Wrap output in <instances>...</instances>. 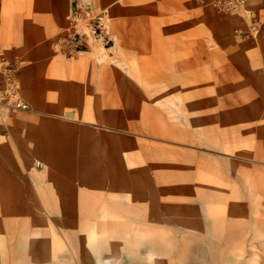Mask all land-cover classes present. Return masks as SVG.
<instances>
[{"label": "crops", "instance_id": "obj_1", "mask_svg": "<svg viewBox=\"0 0 264 264\" xmlns=\"http://www.w3.org/2000/svg\"><path fill=\"white\" fill-rule=\"evenodd\" d=\"M79 4L103 8L109 17L114 41L106 50L84 51L77 58L68 59L54 52L52 41L68 30L69 14ZM252 4L260 7L258 0H252ZM261 4L264 10V0ZM231 22L234 20L197 0H0V44L11 56L26 61L21 73V94L33 107L29 111L2 113L0 110V199H12L18 205L19 199H26L40 214L65 209L67 213L84 217L97 215V204L104 199L107 200L104 208L109 214L115 212V207H121L125 214L143 211L146 207L151 210L153 203L159 208L158 187L154 188L155 172H159L156 166L152 168L150 192L147 188L130 187L134 193V197H130L132 202L142 193L149 202L132 203L123 196L133 177L128 166L132 167L135 162V158L128 160L127 150H137L132 144L131 147L126 145L127 128L136 130L141 124L144 101L137 88L145 86L143 72L153 71L156 76L151 78L157 79L158 88L162 85L159 79H170L169 85L174 87L176 71L184 72L182 79L198 78L197 85L206 86L210 64L215 61L219 65L216 58H207L208 52L222 55L223 29L226 26L228 30ZM231 48L227 47V54L232 53ZM227 66L234 65L231 62ZM197 99L192 102L197 103ZM202 99L199 102H205V95ZM235 112L240 118L251 116L250 107ZM240 112L244 116H240ZM245 125L247 127L236 126L230 134L238 142L251 140L247 144L251 147L245 145V152H251L248 160H253L258 150L257 141L252 139L256 131ZM240 135L242 137L238 138ZM257 136H261L260 131ZM231 144L236 145L231 149L239 150L238 153L243 149L238 147L240 143ZM259 145L263 146L264 140ZM261 149L264 150V146ZM261 154L264 156L263 151ZM38 160L43 162V167L37 166ZM198 164L204 166L205 162ZM185 165H179L182 172L170 168L166 171L168 180L173 182L169 183V191H174L177 183L184 190V175L187 171L191 173L189 165L187 171L183 169ZM246 165L232 162L229 170L231 181L241 184L246 196H236L231 190L225 199L205 202L206 210L209 209L207 203H221L219 207L236 215L264 214V179L255 178L256 173L263 175L264 172L255 165ZM13 167L23 168L20 173L14 171L18 179L11 173ZM104 167L107 169L103 170ZM238 168L239 173H243L241 176L236 172ZM175 179L180 180L176 183ZM103 181L110 185L102 186ZM254 181H261L262 185L252 184ZM114 185L120 187L116 188L118 191ZM240 188L242 190L240 186L238 190ZM170 196L172 199L162 203L166 202L168 208L174 200L191 203L190 196ZM36 198L38 201L34 202ZM184 202L180 200L175 204ZM85 205H90V210Z\"/></svg>", "mask_w": 264, "mask_h": 264}, {"label": "rangeland", "instance_id": "obj_2", "mask_svg": "<svg viewBox=\"0 0 264 264\" xmlns=\"http://www.w3.org/2000/svg\"><path fill=\"white\" fill-rule=\"evenodd\" d=\"M197 1L234 20L228 30L224 26L225 42L221 47L222 55H210L208 52L207 58H216L219 65L215 64V61H212L214 64H210L206 74V86L204 83L198 86V78L182 79L184 72L176 71L174 87L169 85L170 79H159L162 85L158 88L155 84L157 79L151 78L156 76L153 71L144 70L145 86L137 88L144 101L141 124L136 130L132 129L134 127L127 128L126 145L131 147L132 144L137 150L129 148L127 150L128 160L135 158V162L132 167L128 166V171L132 172L133 177L123 196L127 197L128 202H132L130 200L134 194L130 191L132 186L142 190L147 188L146 191L150 192L152 168L156 166L159 172H155L157 179L153 177L154 188L158 187L161 206L156 208L153 203L151 210L146 207L142 209L143 211L136 210L129 214L121 212L123 211L121 207H115V212L109 214L104 208L107 201L104 199L97 204L96 208L99 210L97 215L84 217L67 213L65 209H57L59 210L57 213L40 214L26 199H19V205L12 199H0V219L4 220V223L0 220V264H246V260L249 259L255 264H264V214L236 215L227 212L229 209L225 207H219L221 203H207L209 209L204 214L196 207L191 210L183 208L186 202L175 204L172 209L165 205L166 202L162 204L172 199L171 194L190 196V202L194 198L198 202L200 200L198 190L201 188L212 193L226 194L234 190L236 196L238 194L246 196L244 187L231 181L229 177L232 162L237 165L239 163L255 165L264 172V156L261 154L262 151L264 153L261 149L264 145H259L264 140L262 0H258L260 7L253 5L252 0ZM88 11L92 15L104 17L110 42L107 45L91 43L88 49L68 56L59 48V42L87 22L85 16L89 15ZM68 18V30L53 38L52 48L56 54L75 59L84 51L99 48L106 50L113 45L109 17L104 14L101 6L94 8L88 4H79ZM229 46L232 47L231 54L226 53ZM3 48L8 59L15 61L19 66L20 96L24 99L21 94V73L26 61L24 58L11 56L7 48L4 46ZM231 62L234 65L231 67L235 69L227 66ZM145 64L149 66L150 63ZM203 95L205 102L201 103L199 99L203 100ZM193 99H197L199 103L192 102ZM24 100L30 104L28 100ZM131 106L134 108V104ZM242 107H250V117L244 116L242 111L239 115L244 117H237L238 112L235 111ZM0 110L2 113L15 110L29 111L33 110V107L31 104L29 109L0 106ZM245 124L254 128L253 132L256 131L252 139L257 141L258 150L253 160H248L252 153L245 152L247 151L245 145L251 140L238 142L230 134L236 126L247 127ZM259 131L261 136H257ZM231 143L241 144L238 145L243 148L240 153L239 150L231 149L236 147ZM250 145L247 146L251 147ZM199 161L205 162L204 166H200ZM184 163L185 171L187 165L191 167V173L187 171L184 175V190L179 188L177 183L180 179H175L177 183L175 190L169 191V183L173 182L168 180L166 171L171 169L182 172L179 165ZM37 166L43 167V162L38 160ZM21 169L23 170L22 167L11 168L15 179L18 177L14 176V171L16 170L17 174L22 171ZM106 169L107 167H104L103 170ZM239 171L238 168L236 172L241 176L243 173ZM255 178L264 179V173L263 175L256 173ZM90 183L95 185L94 182ZM84 184L88 187L86 183ZM102 184L104 186L108 183L103 181ZM187 186H191V191L189 188L186 189ZM239 186L242 190L241 188L238 190ZM114 188L120 187L114 185ZM251 189L254 190L253 185ZM138 195L132 203L149 202L144 200L146 197H143V193ZM168 195L170 198L166 199ZM33 201L37 202L38 199ZM220 217L229 219L219 225L215 220ZM218 225L226 231L224 232L227 234L226 239H217L210 235L215 230L212 227L216 228ZM27 228L31 230L28 232Z\"/></svg>", "mask_w": 264, "mask_h": 264}, {"label": "built area", "instance_id": "obj_3", "mask_svg": "<svg viewBox=\"0 0 264 264\" xmlns=\"http://www.w3.org/2000/svg\"><path fill=\"white\" fill-rule=\"evenodd\" d=\"M85 16L87 22L78 27L76 32L64 36L59 42V48L68 56H74L81 50L88 49L91 43L107 45L110 37L103 16ZM19 66L8 59L3 46L0 44V106L29 109L30 104L20 96Z\"/></svg>", "mask_w": 264, "mask_h": 264}, {"label": "bare ground", "instance_id": "obj_4", "mask_svg": "<svg viewBox=\"0 0 264 264\" xmlns=\"http://www.w3.org/2000/svg\"><path fill=\"white\" fill-rule=\"evenodd\" d=\"M168 54V53H167ZM171 54V53H170ZM170 54H168V55H170ZM161 55V54H160ZM155 58H157V57H155ZM132 60V59H131ZM137 60V59H136ZM163 61V60H162ZM134 62H135V59H134ZM133 62V63H134ZM132 63V64H133ZM135 64V63H134ZM175 65V64H174ZM171 67H173V66H171ZM138 70V69H137ZM247 70V69H246ZM263 72V71H262ZM261 75V74H260ZM264 77V76H263ZM264 79V78H263ZM140 81V80H139ZM25 99V98H24ZM260 126V125H259ZM259 128V127H258ZM246 132H247V130H245ZM82 133V132H81ZM80 135V134H79ZM82 135V134H81ZM242 137V135H240V136H238V138H241ZM84 138V137H83ZM81 139H82V137H81ZM79 143V142H78ZM77 143V144H78ZM9 148V147H8ZM83 149V148H82ZM10 150V149H9ZM84 150V149H83ZM82 150V151H83ZM11 151V150H10ZM80 151V150H79ZM81 152V151H80ZM79 153V152H78ZM5 158V157H4ZM14 160H15V158H14ZM8 162V161H7ZM22 170V169H21ZM38 177V176H37ZM254 184L255 185H257V186H260V185H262V182L261 181H254ZM51 186V185H50ZM48 188V187H47ZM50 189V188H49ZM48 189V190H49ZM84 190V189H83ZM52 191V190H51ZM54 191H55V189H54ZM53 191V192H54ZM133 191V190H132ZM129 192V191H128ZM83 193V192H82ZM81 193V194H82ZM80 194V193H79ZM90 194V193H89ZM58 196V195H57ZM108 196V195H107ZM199 196H200V199H201V204H199L197 201H196V199L194 198V200L191 202V203H188V201H186V200H184V199H179V200H174V202H170L169 203V205H170V208L172 207V206H174V204L175 203H179L180 202V200L181 201H185L186 203H188V204H186L185 206H183V208H185V209H187V210H191V209H193L194 207H196V208H199V210H201L202 212H203V214H204V212H205V210H206V208L204 207V205H205V202H209V201H213V200H220V199H225V198H227L228 197V195H226V193H220V192H218V193H205V190L203 189V192H200V194H199ZM84 197V196H83ZM97 197V196H96ZM80 198V197H79ZM108 198V197H107ZM83 199V198H82ZM260 199V198H259ZM258 199V200H259ZM263 200V199H262ZM261 200V201H262ZM260 202V201H259ZM54 203V202H53ZM160 203V202H159ZM56 204V203H55ZM85 204H88V203H85ZM132 204V203H131ZM131 204H129L130 206H131ZM134 205V204H133ZM128 206V205H127ZM84 207H87V209L88 210H90V205H85ZM159 207H160V205H159ZM130 208V207H129ZM133 208H135V207H133ZM107 209V208H106ZM127 209V208H126ZM136 209V208H135ZM142 209H144V208H142ZM79 210V209H78ZM81 210V209H80ZM253 210V209H252ZM147 211V210H146ZM149 211V210H148ZM130 212V211H129ZM259 212V211H258ZM145 213V212H144ZM79 214H80V211H79ZM129 214V213H128ZM148 214V213H147ZM133 215V214H132ZM208 215V214H207ZM137 216H138V214H137ZM167 216V215H166ZM85 217H87V216H85ZM82 218V217H81ZM146 218V217H145ZM207 220V219H206ZM205 220V221H206ZM208 222L210 221V220H207ZM224 221H226V219L225 218H218L217 220H215V222L217 223L218 222V224L220 225V224H223L224 223ZM211 224V223H210ZM200 225V224H199ZM219 225H218V227H212V228H214L215 230H214V232H212L210 235L211 236H213L214 238H225L226 239V236H227V234L226 233H224V232H226V231H224V229H221V227H219ZM221 231H223V232H221ZM194 232V231H193ZM196 232V231H195ZM192 233V232H191ZM182 234V233H181ZM187 234V233H186ZM185 235V234H184ZM192 237V236H191ZM211 239V238H210ZM181 240V239H180ZM196 240H198V239H196ZM200 240V239H199ZM183 242V241H182ZM194 242V241H193ZM200 242V241H199ZM190 244H192V243H190ZM185 245V244H184ZM254 245V244H253ZM179 246V245H178ZM192 246V245H191ZM202 246H203V244H202ZM211 246V245H210ZM261 246V245H260ZM197 248V247H196ZM203 248V247H202ZM201 248V249H202ZM205 248H207V247H205ZM240 248V247H239ZM246 248H247V246H246ZM192 249V248H191ZM201 249H199V250H201ZM207 250V249H206ZM264 250V249H263ZM193 251V250H192ZM244 251V250H243ZM189 252V251H188ZM175 253V252H174ZM194 253V252H193ZM201 253V252H200ZM264 253V252H263ZM185 254V253H184ZM182 255V254H181ZM188 255V254H187ZM176 256V255H175ZM205 256V255H204ZM182 257V256H181ZM192 257V256H191ZM189 258V257H188ZM177 259V258H176ZM178 260V259H177ZM191 260V259H190ZM193 260V259H192ZM197 260H198V258H197ZM194 261V260H193ZM260 261V260H259ZM188 262V261H187ZM245 262V261H244ZM258 263V262H257ZM178 264V263H177ZM246 264H255L254 263V261H252L251 259H249V260H246Z\"/></svg>", "mask_w": 264, "mask_h": 264}]
</instances>
